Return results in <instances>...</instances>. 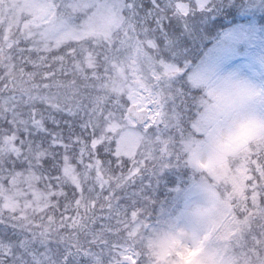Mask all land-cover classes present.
I'll use <instances>...</instances> for the list:
<instances>
[{
  "label": "snow or ice",
  "instance_id": "1",
  "mask_svg": "<svg viewBox=\"0 0 264 264\" xmlns=\"http://www.w3.org/2000/svg\"><path fill=\"white\" fill-rule=\"evenodd\" d=\"M0 264H264V0H0Z\"/></svg>",
  "mask_w": 264,
  "mask_h": 264
}]
</instances>
